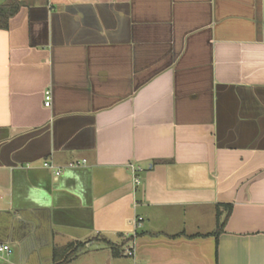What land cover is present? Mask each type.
<instances>
[{
    "label": "crops",
    "instance_id": "obj_1",
    "mask_svg": "<svg viewBox=\"0 0 264 264\" xmlns=\"http://www.w3.org/2000/svg\"><path fill=\"white\" fill-rule=\"evenodd\" d=\"M17 1L0 264H264V0Z\"/></svg>",
    "mask_w": 264,
    "mask_h": 264
},
{
    "label": "built area",
    "instance_id": "obj_2",
    "mask_svg": "<svg viewBox=\"0 0 264 264\" xmlns=\"http://www.w3.org/2000/svg\"><path fill=\"white\" fill-rule=\"evenodd\" d=\"M51 101H52L51 91L50 90H46L45 93H44V105H45V107H50L51 106ZM44 166L46 168H48V169L55 170L57 176H59L62 173V169L55 168V166L53 164L49 163V162H46L44 164ZM77 166H79V163H70L69 164V167H77ZM130 169H131V172L133 174L134 184L137 186V185H139L141 183L140 173L143 171V169L140 166L136 165V164H131L130 165ZM138 220L142 221V218L139 217ZM134 252L135 251H133V250H128V251H126V255L127 256H133ZM4 253H8V254L11 253L10 246H8V245L0 246V258L2 257V254H4Z\"/></svg>",
    "mask_w": 264,
    "mask_h": 264
},
{
    "label": "trees",
    "instance_id": "obj_3",
    "mask_svg": "<svg viewBox=\"0 0 264 264\" xmlns=\"http://www.w3.org/2000/svg\"><path fill=\"white\" fill-rule=\"evenodd\" d=\"M21 6H22V3L17 0H10L8 3L0 5V28H3V29L8 28L10 18L15 16L19 12ZM225 223H226V219L221 222L220 221L218 222L217 229L214 232L215 236H218L221 233L222 229L225 226ZM74 245L75 243H72L67 248L72 249ZM66 261L67 259L64 260V262Z\"/></svg>",
    "mask_w": 264,
    "mask_h": 264
},
{
    "label": "rangeland",
    "instance_id": "obj_4",
    "mask_svg": "<svg viewBox=\"0 0 264 264\" xmlns=\"http://www.w3.org/2000/svg\"><path fill=\"white\" fill-rule=\"evenodd\" d=\"M139 213H141V209H139V211H138ZM138 231V230H137Z\"/></svg>",
    "mask_w": 264,
    "mask_h": 264
},
{
    "label": "water",
    "instance_id": "obj_5",
    "mask_svg": "<svg viewBox=\"0 0 264 264\" xmlns=\"http://www.w3.org/2000/svg\"><path fill=\"white\" fill-rule=\"evenodd\" d=\"M27 232H28V231H27ZM27 232H26V233H27Z\"/></svg>",
    "mask_w": 264,
    "mask_h": 264
}]
</instances>
